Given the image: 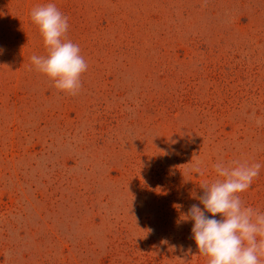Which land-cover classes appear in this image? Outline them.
<instances>
[{
    "label": "rangeland",
    "instance_id": "obj_1",
    "mask_svg": "<svg viewBox=\"0 0 264 264\" xmlns=\"http://www.w3.org/2000/svg\"><path fill=\"white\" fill-rule=\"evenodd\" d=\"M49 2L76 95L30 60ZM0 46V264H207L180 217L218 161L264 165V0H0ZM239 195L264 212V166Z\"/></svg>",
    "mask_w": 264,
    "mask_h": 264
},
{
    "label": "clouds",
    "instance_id": "obj_2",
    "mask_svg": "<svg viewBox=\"0 0 264 264\" xmlns=\"http://www.w3.org/2000/svg\"><path fill=\"white\" fill-rule=\"evenodd\" d=\"M30 17L47 52L30 57L35 70L52 80L56 89L78 94L88 65L79 45L67 39L68 17L52 2L35 7ZM3 51L0 46V55ZM262 166L218 161L213 166L217 178L200 185L202 195L192 194L203 208L191 205L180 220L194 222L192 238L207 264H264V212L247 206L239 195L251 187Z\"/></svg>",
    "mask_w": 264,
    "mask_h": 264
}]
</instances>
